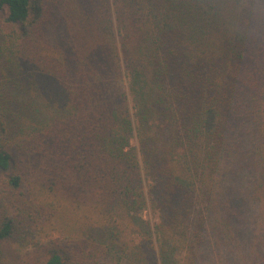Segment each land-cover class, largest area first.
Returning a JSON list of instances; mask_svg holds the SVG:
<instances>
[{"label":"trees","instance_id":"obj_1","mask_svg":"<svg viewBox=\"0 0 264 264\" xmlns=\"http://www.w3.org/2000/svg\"><path fill=\"white\" fill-rule=\"evenodd\" d=\"M262 202L264 52L208 0H0V264H264Z\"/></svg>","mask_w":264,"mask_h":264},{"label":"clouds","instance_id":"obj_2","mask_svg":"<svg viewBox=\"0 0 264 264\" xmlns=\"http://www.w3.org/2000/svg\"><path fill=\"white\" fill-rule=\"evenodd\" d=\"M208 5L223 18L229 33L248 50L264 52V0H208ZM254 210L258 226H264V202L258 207L254 206ZM207 239L212 250V261L225 264V255L230 249L220 246L214 237ZM234 255L239 258L238 249Z\"/></svg>","mask_w":264,"mask_h":264},{"label":"rangeland","instance_id":"obj_3","mask_svg":"<svg viewBox=\"0 0 264 264\" xmlns=\"http://www.w3.org/2000/svg\"><path fill=\"white\" fill-rule=\"evenodd\" d=\"M142 216L143 219L149 221L151 225L155 223V218L152 216L149 210L144 211Z\"/></svg>","mask_w":264,"mask_h":264}]
</instances>
